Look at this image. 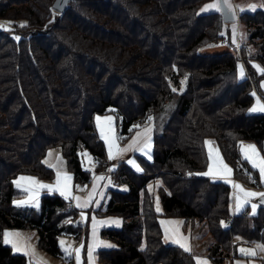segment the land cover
Returning a JSON list of instances; mask_svg holds the SVG:
<instances>
[{
	"label": "trees",
	"instance_id": "16d2710c",
	"mask_svg": "<svg viewBox=\"0 0 264 264\" xmlns=\"http://www.w3.org/2000/svg\"><path fill=\"white\" fill-rule=\"evenodd\" d=\"M208 1L72 0L61 13L55 0H0V22L12 23L0 30V264H29L4 243L5 230H36L38 247L59 258L62 235L78 243L81 210H70L72 202L58 194L44 195L40 208L18 207L14 181L23 174L54 180L45 158L58 149L75 182L89 184L107 169L109 152L96 120L105 114L115 115L123 143L153 125L154 147L152 159L137 155L141 174L127 163L112 173L119 186L127 176L130 187L109 191L104 214L124 224L103 229L117 247L99 251L101 264H198L194 253L165 242L161 217L203 223L214 240L213 264L249 259L239 254L241 245L264 246V206L257 215L249 207L234 215L232 186L203 176L210 164L206 140L214 138L234 177L264 189L241 152L244 141L264 152V112L252 111L258 96L264 100V75L246 52L218 49L226 21L222 12H200ZM243 20L256 30L252 40L264 38V11ZM86 150L95 171L84 166ZM154 178L163 182L162 213L148 188Z\"/></svg>",
	"mask_w": 264,
	"mask_h": 264
},
{
	"label": "crops",
	"instance_id": "0c3cea01",
	"mask_svg": "<svg viewBox=\"0 0 264 264\" xmlns=\"http://www.w3.org/2000/svg\"><path fill=\"white\" fill-rule=\"evenodd\" d=\"M257 100H259L261 104H264V100L259 96ZM256 107H257V103L255 108ZM98 117H97L98 130L101 138L105 141L107 145L108 152L110 151V145H111L112 158L111 159L109 158V160L112 161L114 160L118 164L120 161H121L120 164L127 163L129 167L133 169V171H135L138 174H141L143 171V167L140 161L138 160L137 155L139 154L144 156L143 154H141V151L144 150L150 144L154 146V126L147 125L141 128L126 143H123L121 139L122 136L119 134V131L117 129L116 120L114 118L112 120H107V117L109 116H105V115H98ZM149 129L150 131H148ZM248 146H254L256 149V153L258 154V157L261 159H264V152L256 143L246 142V141L241 143L242 156L253 167L252 161L246 158V150L248 149ZM206 147L210 159V164L208 170L205 173H209L210 168L212 169V172L208 175H205L204 173L203 176L213 179L215 181H224L232 186L234 215H240L248 207L251 209L252 215H257L259 213L261 205L255 204L256 208L254 213L252 210V205H254L253 201L257 202V198L259 197L249 198L247 204H244L239 211L236 210V204H237L236 197L238 195L242 197V193H240L238 189L234 188L233 185L238 184L245 191L256 192V193L264 192V189H259L257 187L248 185L240 180H237L234 177V170L232 166L228 162H226L216 139L208 138L206 140ZM53 150H58V149L50 150L45 158V162L51 168L55 169L56 171L55 179L52 181H45L34 175H25V174L19 175L14 181L16 187L19 190V194L16 197L14 204L16 206H18L19 204L18 207L40 208L42 203V197L44 195L58 194L64 197L67 201H71L72 203H74L76 209L81 210L84 213V215H87L88 211L90 210H92V212L94 213H98L93 216V218L89 223L90 224L89 225L90 235L88 240L89 248H88V255L86 260L83 256V251H82L83 249L81 242L80 244H75V246L73 247V244L68 246L64 244L63 238H61V240L63 241V244L66 245L67 247L72 246L73 251L79 250L80 264H101L99 262V251L111 250L117 247V244L113 240L104 237L102 235L103 229H112V228L120 229L124 224V218L118 215L106 216L105 214H103V216H100L102 212L106 213L108 211L109 202L113 198V196H111L109 198V201H107V194L103 190L107 189L109 193L111 189L117 190L121 188V191L127 192L130 187L129 185L130 182L127 178L124 179V184L120 186V188L119 186H115L114 183L112 184L111 182L112 179L110 180L107 179V176L111 175L112 170L115 168L109 167V169L107 168V171L110 173L109 175L105 173V171L96 172L93 176L92 181L89 184L76 183L75 176L72 172L69 171L67 161L62 155L61 151L58 150L57 152L55 151V153H51L53 152ZM146 158L152 159V157H146ZM91 160H92L91 170L95 171L97 163L94 160V158H91ZM221 161L223 164H226L229 169H231L230 174L224 172ZM58 169L64 172L60 174V172L57 171ZM255 169L259 171L258 168ZM58 177L60 181L59 185L57 184ZM65 177H70L71 179L65 181L64 179ZM21 178H31L33 181H35V183H31L27 179H21ZM18 184L19 187L17 186ZM65 184H67V191L65 195H62L61 191L64 190ZM262 184L264 185V181H262ZM39 185H48L51 188V190H49V188H41L39 187ZM25 189L28 190L26 191ZM73 197H78L79 200L73 199ZM86 201L88 202L87 204L85 203ZM78 204L80 206H78ZM158 205L160 210H162L163 207L161 201H159ZM160 222L164 231V240L167 244H174L179 246L183 244L185 247L189 249L190 252L195 254L197 263L198 261H206L207 264H213L210 258L208 257L209 248L213 242L210 241V238L207 240L204 239L196 240L195 234H194L195 238L192 239L193 236L191 235L192 232L190 228V222H188L185 219H170V218H166V219L162 218V221ZM19 231L20 232H17L16 230H11V231L5 230L4 234L8 233L9 236L5 238V235L3 234L4 243L6 245L12 246L13 249L15 250L16 248H14L13 246L15 243L14 242L15 239H18L19 241L23 239L24 245L29 244L30 242H34L38 247L39 235L36 230L22 229ZM256 246H263V245H261L260 243H252L251 245L244 244L243 247L257 248ZM185 247L182 248L185 249ZM64 253L65 254L62 258L66 262L72 259V257H69L67 255V252H65V250ZM74 254H76V252ZM249 257H250L249 259L229 257L227 258L225 264H264V255L256 254L255 256H249ZM73 259L75 261V264H77L76 258H74V256Z\"/></svg>",
	"mask_w": 264,
	"mask_h": 264
},
{
	"label": "rangeland",
	"instance_id": "374dc122",
	"mask_svg": "<svg viewBox=\"0 0 264 264\" xmlns=\"http://www.w3.org/2000/svg\"><path fill=\"white\" fill-rule=\"evenodd\" d=\"M217 2H218V0L208 1L201 8L200 12L202 14L212 13V12L221 13V11H215V10H211V9L208 10V11H203V9L205 8L206 5L215 4ZM229 3L231 5V10L234 11V13H235L236 20L233 21V22H224L222 24L223 33L226 34L227 36L219 44L218 49L219 48H221V49L231 48L232 51L236 52V54L238 56H240V57H241L243 52H246V58L245 59L249 58L250 62L252 63L253 66L254 65H258L261 68H264L262 62L259 60V59H261V57L264 59V38L258 37L256 39L252 40L251 39V32L252 31H256V30H255V28L252 29V30L249 29V27L245 24V22L243 20V15L245 13H249L251 15H256V14H258V12L264 11V0H229ZM251 5H255V8L252 9L250 7ZM241 9H243V11H241ZM233 27H235V29H236L235 33L232 32ZM11 28H12V23L0 22V30H4V29L8 30V29H11ZM250 57H252V58H250ZM258 57H260V58L258 59ZM241 59H242L241 66L243 67L244 72H245L246 68L243 65V58H241ZM254 68L257 70L256 67H254ZM258 74L262 75L260 72H258ZM262 84L264 85V82ZM105 116H109V117H107V120H112L113 118L115 119V115H113V114H105ZM97 117H98V115L96 116V120L98 118H100V117H98V118ZM153 147L154 146H152L151 144L148 145L144 150L141 151V154H143L144 157H152V155H153ZM55 151L57 152L58 150H53V152H51V153H55ZM83 157H84V161H85V165H84L85 168L91 169L92 168V160H91V158H93L92 154L89 153V151L86 150V151L83 152ZM120 162H119V164H120ZM107 163H106V168H108V169H109V167L115 168L111 172L112 176L109 175L110 173L107 170L105 171V173H107L109 175V176H107V179H109V180L112 179L111 180L112 184L114 183L115 186H119L118 184H116L115 177H114L113 174H114L115 171L119 172V170L121 169V165L123 163L119 165L116 161H114V160L112 161V160H109V159H108ZM57 171L60 172V174H62L64 172V171L59 170V169ZM126 178H127V176L124 177V179H126ZM162 183L163 182H162V180L160 178H154L148 184L149 190L151 192H153L154 195H155V200H156V203H155L156 206L155 207H156V209H157V211L159 213L163 212V208H162V210H160L159 205H158L159 201H160L159 188L163 185ZM119 188H120V186H119ZM120 190H121V188H120ZM103 191H105V193L107 194V201H109V198L112 196V193H110V192L108 193L107 189H105ZM258 199L259 198H257V202L253 201L254 205L255 204L259 205ZM95 214H98V213H94V212H92V210H91V212H88L87 215H84V213L82 212L80 214V217L85 218L86 219V223H85L84 227L79 225L81 227V230H82V234H81L80 240H78V243H77L76 237L73 238V235L64 234V235L61 236V238H63V240H64V244H66L67 246L73 244V247H74L75 244H80V242H81V244L84 245V243H83L84 242V238H85L86 235H88L86 232H87V229H89V226L87 224V220H88V218L92 219ZM103 214L104 213L102 212L100 214V216H103ZM163 218H165V217H163ZM170 219H184V218H170ZM160 221H162V217L160 218ZM190 228H191V232H192L191 235L193 236L192 239L195 238V236H196V240H199V239L207 240V239L210 238L211 242L214 241L213 240V236L210 234L208 228L207 227L206 228L203 227V223L199 222L196 225H194L192 222H190ZM9 231H11V230H9ZM16 231L20 232L19 230H16ZM194 234H195V236H194ZM9 242H11V241H9ZM14 242L15 243H14L13 246H14V248H16L15 252H17L19 254L27 255L29 257V264H67L66 261L63 258L51 256L46 251L40 250L36 246V244L34 242H30L29 244H26V245H24L23 239H21L20 241L18 239H15ZM61 244H62L63 251H64L65 248H67L72 253L71 256H69L68 253H67V255L69 257H72V259H73V256L75 258V254L74 253L76 252V250L73 251L72 246L67 247L66 245H64L62 240H61ZM256 245H259V244H256ZM243 246L244 245H241L239 247V250L241 248H244V249L254 250L256 254L264 255L263 251L260 250L259 246H256L257 248H252V247H247L246 248V247H243ZM87 247L89 248L88 242H87ZM39 251H40V253H39ZM238 252H239V254H241L240 251H238ZM33 253H35V254H33ZM87 255H88V251H87Z\"/></svg>",
	"mask_w": 264,
	"mask_h": 264
},
{
	"label": "snow or ice",
	"instance_id": "6c2138e0",
	"mask_svg": "<svg viewBox=\"0 0 264 264\" xmlns=\"http://www.w3.org/2000/svg\"><path fill=\"white\" fill-rule=\"evenodd\" d=\"M222 4H223L224 7H227L229 10H231V5L229 3V0H222ZM250 7L252 9H254L255 5H251ZM210 9L211 10H215V11H222V6H221L220 0H218V2L215 3V4L206 5L205 8L203 9V11H208ZM241 11H243V9H241ZM21 26H23V25H21ZM232 32L233 33L236 32L235 27H233ZM17 39H19V37H17ZM254 67L257 68L258 72H260L262 75H264V68H261L258 65H254ZM240 75H241L242 78L244 77V69H243L242 66L240 68ZM262 87H264V85H262ZM253 95H255V93H253ZM258 110L259 111H264V104H261L259 102V100H257V107L253 108L252 111H258ZM148 131H150V129ZM249 153H250V155H249ZM109 158L110 159L112 158L111 145H110V151H109ZM246 158L252 161V165H253L254 168H258L259 169L261 179H262V181H264V159H261V158L258 157V154L256 153V149H255L254 146H248V149L246 150ZM221 164H222L224 172L227 173V174H230L231 173V169H229L226 164H223L222 161H221ZM137 170H139V169H137ZM211 172H212V169L210 168L209 169V173H205V175H208ZM21 179H27L29 182L35 183V181H33L31 178H21ZM64 179H65V181H67V180H70L71 178L70 177H65ZM101 179H102V177H101ZM59 183H60V181H59V177H58L57 184L59 185ZM17 186L19 187V184ZM39 187H41V188H49V190H51V188L48 185H39ZM233 187L238 189L239 192L242 193V197L239 196V195L236 197V200H237L236 210L237 211H239L244 204L248 203V199L249 198L260 197L262 200H264V192L256 193V192L245 191L238 184H234ZM25 190L27 191L28 189H25ZM66 191H67V184H65L64 190L61 191V194L65 195ZM66 198H67V195H66ZM73 199L79 200L78 197H73ZM85 203L87 204L88 202L86 201ZM18 206H19V204H18ZM78 206H80V205L78 204ZM255 208H256V205H252L253 213L255 212ZM4 235H5V238H7L9 236L8 233H5ZM177 242H179V241H177ZM108 246H111V245H108ZM181 247H185V246L183 244H181ZM259 247H260L261 251H264V246H259ZM64 250H65V252L68 253L69 256L72 255V253L67 248H65ZM185 251H189V249L187 247H185ZM239 251L244 256H254L256 254L254 250H249V249H244V248H241ZM33 254H35V253H33ZM75 258H76L77 264H80V252H79V250H76ZM198 264H207V262L206 261H198Z\"/></svg>",
	"mask_w": 264,
	"mask_h": 264
},
{
	"label": "water",
	"instance_id": "95a60500",
	"mask_svg": "<svg viewBox=\"0 0 264 264\" xmlns=\"http://www.w3.org/2000/svg\"><path fill=\"white\" fill-rule=\"evenodd\" d=\"M71 1L72 0H55L54 2V9L61 12V13H64L68 10V8L70 7L71 5ZM221 2V6H222V15H223V18L226 22H233L236 20V16H235V13L234 11L232 10H229L227 7H224L223 4H222V0H220ZM258 202L260 205L264 206V200H262L260 197L258 199Z\"/></svg>",
	"mask_w": 264,
	"mask_h": 264
},
{
	"label": "built area",
	"instance_id": "2783aa9c",
	"mask_svg": "<svg viewBox=\"0 0 264 264\" xmlns=\"http://www.w3.org/2000/svg\"><path fill=\"white\" fill-rule=\"evenodd\" d=\"M107 164H108V163H107ZM106 170H107V169H105V171H106ZM69 209L72 210V211H76V207H75L74 203H71V204L69 205ZM78 223H79V225H81L82 227H84V226H85V223H86V219L83 218V217H80V216H79V218H78Z\"/></svg>",
	"mask_w": 264,
	"mask_h": 264
}]
</instances>
